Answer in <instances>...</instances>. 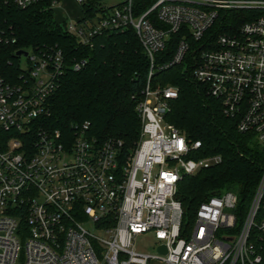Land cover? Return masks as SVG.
I'll use <instances>...</instances> for the list:
<instances>
[{
    "label": "built area",
    "instance_id": "obj_1",
    "mask_svg": "<svg viewBox=\"0 0 264 264\" xmlns=\"http://www.w3.org/2000/svg\"><path fill=\"white\" fill-rule=\"evenodd\" d=\"M61 1L14 3L56 9ZM76 2L82 18L67 27L81 43L133 27L149 57L136 107L140 139L126 150L121 139L92 136L89 121L68 131L46 127L49 96L65 66L61 50L22 57L19 82L0 74V264H264V167L243 221L238 194L222 189L186 225L178 182L222 157L199 156L201 140L167 121L177 86L151 83L156 54L179 34L160 69L192 67L237 130L264 146V0H153L141 14L136 0ZM228 10H247L249 18L225 26ZM150 233L157 252L138 251L137 237Z\"/></svg>",
    "mask_w": 264,
    "mask_h": 264
},
{
    "label": "trees",
    "instance_id": "obj_2",
    "mask_svg": "<svg viewBox=\"0 0 264 264\" xmlns=\"http://www.w3.org/2000/svg\"><path fill=\"white\" fill-rule=\"evenodd\" d=\"M136 4L141 14L153 0H136ZM228 14L225 26L235 28L249 18L247 10H228ZM179 40V34L173 35L156 54L151 83L177 86L167 121L190 141L201 140L199 156L222 157L178 182L176 198L182 203L184 221L191 226L201 203L222 189L238 194L237 211L243 221L262 175L264 146L253 134L237 130L236 122L222 113L220 101L195 78L192 67L182 62L160 69L172 60ZM20 49L37 55L61 50L64 56V71L56 79L43 119L46 127L68 131L73 124L89 121L91 135L99 141L121 139L126 150L137 144L142 122L136 107L144 97L150 60L133 27L97 34L85 44L68 31L53 7L42 3L20 8L14 0H0V74L10 82H19L23 72L22 57L15 55ZM83 61L79 70L74 69Z\"/></svg>",
    "mask_w": 264,
    "mask_h": 264
},
{
    "label": "rangeland",
    "instance_id": "obj_3",
    "mask_svg": "<svg viewBox=\"0 0 264 264\" xmlns=\"http://www.w3.org/2000/svg\"><path fill=\"white\" fill-rule=\"evenodd\" d=\"M56 17L60 21H66L67 25L77 22L82 18L80 5L76 0H62L60 5L55 9ZM22 63L26 64V59H22ZM158 241L155 239L154 234H143L137 237L135 247L138 251L148 254L157 252ZM149 264H168L163 261L151 260Z\"/></svg>",
    "mask_w": 264,
    "mask_h": 264
},
{
    "label": "water",
    "instance_id": "obj_4",
    "mask_svg": "<svg viewBox=\"0 0 264 264\" xmlns=\"http://www.w3.org/2000/svg\"><path fill=\"white\" fill-rule=\"evenodd\" d=\"M28 51H26V50H23V49H20V50H17L16 52H15V55L17 56V57H27L28 56ZM159 250L161 251V252H166V250H165V246H160L159 247Z\"/></svg>",
    "mask_w": 264,
    "mask_h": 264
}]
</instances>
